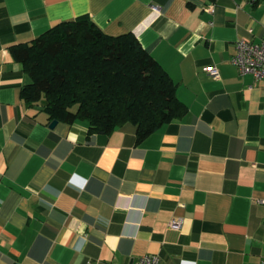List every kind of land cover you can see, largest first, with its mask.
I'll use <instances>...</instances> for the list:
<instances>
[{"label":"crops","instance_id":"obj_1","mask_svg":"<svg viewBox=\"0 0 264 264\" xmlns=\"http://www.w3.org/2000/svg\"><path fill=\"white\" fill-rule=\"evenodd\" d=\"M80 16L133 34L186 114L140 142L50 128L10 48ZM240 39L264 41V0H0V264H261L264 83L232 65Z\"/></svg>","mask_w":264,"mask_h":264},{"label":"trees","instance_id":"obj_2","mask_svg":"<svg viewBox=\"0 0 264 264\" xmlns=\"http://www.w3.org/2000/svg\"><path fill=\"white\" fill-rule=\"evenodd\" d=\"M10 52L31 79L21 98L42 106L49 121H84L97 134L131 123L140 142L187 112L177 85L133 34L109 36L88 16L57 22Z\"/></svg>","mask_w":264,"mask_h":264},{"label":"built area","instance_id":"obj_3","mask_svg":"<svg viewBox=\"0 0 264 264\" xmlns=\"http://www.w3.org/2000/svg\"><path fill=\"white\" fill-rule=\"evenodd\" d=\"M209 13L213 12V5L206 8ZM232 65L240 75H250L256 81L264 83V41L253 43L247 40H237L235 43V53L231 57ZM203 71L212 78H218V70L214 66H206ZM181 225L180 219L170 221V228L178 229ZM132 264H160V258L153 254H144L133 260ZM261 264H264V258Z\"/></svg>","mask_w":264,"mask_h":264},{"label":"water","instance_id":"obj_4","mask_svg":"<svg viewBox=\"0 0 264 264\" xmlns=\"http://www.w3.org/2000/svg\"><path fill=\"white\" fill-rule=\"evenodd\" d=\"M56 124H57V121H56V120H53V121L50 123L49 127H50V128H53Z\"/></svg>","mask_w":264,"mask_h":264}]
</instances>
